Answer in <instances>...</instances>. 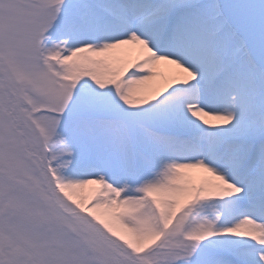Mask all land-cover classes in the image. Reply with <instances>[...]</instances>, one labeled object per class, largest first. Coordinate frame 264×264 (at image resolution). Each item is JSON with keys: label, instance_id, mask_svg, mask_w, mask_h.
I'll return each instance as SVG.
<instances>
[{"label": "snow or ice", "instance_id": "1", "mask_svg": "<svg viewBox=\"0 0 264 264\" xmlns=\"http://www.w3.org/2000/svg\"><path fill=\"white\" fill-rule=\"evenodd\" d=\"M0 264H264V0H0Z\"/></svg>", "mask_w": 264, "mask_h": 264}, {"label": "bare ground", "instance_id": "2", "mask_svg": "<svg viewBox=\"0 0 264 264\" xmlns=\"http://www.w3.org/2000/svg\"><path fill=\"white\" fill-rule=\"evenodd\" d=\"M193 175H197V174L194 173Z\"/></svg>", "mask_w": 264, "mask_h": 264}]
</instances>
